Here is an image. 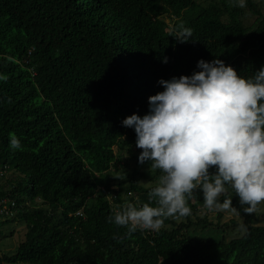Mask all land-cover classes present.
I'll return each mask as SVG.
<instances>
[{"label": "trees", "instance_id": "obj_1", "mask_svg": "<svg viewBox=\"0 0 264 264\" xmlns=\"http://www.w3.org/2000/svg\"><path fill=\"white\" fill-rule=\"evenodd\" d=\"M204 5L0 0V171L18 174L9 187L0 185V201L17 210L13 219L0 218V228L24 222L27 230L0 264H264V226L244 213L230 184L218 201L230 199L246 215V231L227 243L192 231L207 217L197 212L204 202L200 185L186 194L192 215L180 223L178 216L164 218L159 230L144 233L110 222L103 199L88 200L97 185L109 186L112 176L102 172L120 162L110 148L125 133L118 105L122 111L146 107V114L148 97L163 91L160 79L198 71L197 62L210 61L214 47L224 60H236L245 78L264 66V6ZM244 9L257 17L250 27L242 23ZM164 17L176 19L172 30ZM181 25L192 29L190 43L172 36ZM87 94L101 96L90 116ZM108 104L113 109L105 112ZM13 134L19 149L10 147ZM127 143L134 151L136 134ZM214 174L210 169V178Z\"/></svg>", "mask_w": 264, "mask_h": 264}, {"label": "clouds", "instance_id": "obj_2", "mask_svg": "<svg viewBox=\"0 0 264 264\" xmlns=\"http://www.w3.org/2000/svg\"><path fill=\"white\" fill-rule=\"evenodd\" d=\"M234 1L240 8L264 6V0H231ZM170 20H173V28L177 21ZM172 36L180 43H190L193 31L181 25ZM234 61L232 58L224 60L219 47H214L210 61L200 59L197 62L198 71L160 79L158 84L163 91L148 97L146 114V107L138 109L136 106L130 111H122L123 104L116 107L123 114V121L118 124L125 133L110 148L120 162L102 172H110L109 186L97 185L88 197L89 201L103 199L108 204L113 213L110 222L126 227L130 233L139 229L143 233L144 230H159L164 218L192 215L186 194H191L198 185L204 202L198 204L195 198L190 201L193 205L198 204L197 209L231 207L230 199L223 204L218 201V197L226 192V184L235 189L245 214V210L251 212L264 201V66L253 78H245ZM28 69L36 75L32 68ZM137 81L130 80L129 84ZM83 96L90 116L94 109L101 107V96ZM111 109L108 104L103 110ZM135 134L136 143L130 146L142 151L133 161L135 167L128 169V159L122 157L120 150L128 144L129 135ZM10 147H21L14 134L10 138ZM116 147L119 150L115 151ZM145 162H150L147 171L140 170ZM213 168L215 174L210 178ZM7 172L0 171V180ZM93 173L96 177L101 175L98 171ZM150 182L153 184L145 186ZM6 202L7 199L0 201V218L13 219L17 210ZM243 205L248 208L244 210ZM244 216L241 227H235L237 218H232L223 227L218 226L219 232L207 228L208 235L202 237L215 243H227L232 240H226L231 230L244 227Z\"/></svg>", "mask_w": 264, "mask_h": 264}, {"label": "rangeland", "instance_id": "obj_3", "mask_svg": "<svg viewBox=\"0 0 264 264\" xmlns=\"http://www.w3.org/2000/svg\"><path fill=\"white\" fill-rule=\"evenodd\" d=\"M211 0H197L198 4H207ZM245 13L242 16V23L246 27H250L256 20V16L251 14L248 10L244 9ZM164 20L169 24V30L172 28L173 20H170L166 17H164ZM119 149H115L117 151ZM141 149L134 150L132 152H129V149L127 146L120 150L122 153V157L125 159H128L127 166L128 169H132L135 167L134 164V156L136 158L139 157L141 153ZM133 160V161H131ZM150 162H145L142 164L139 169L140 170H146L147 171V165H149ZM18 174L14 170H9L4 177V179L0 180V185L4 187H9L11 183L9 180L11 178H17ZM153 184V182L146 183L145 186H150ZM38 202H41L40 200ZM244 210L248 208V205H243ZM197 212L200 216H204L206 214L207 218L204 219L205 223L203 221L195 223L193 225V230L198 232L201 236H206L207 234V228H211L216 232L220 231V228L218 226H224V224L228 223L232 218H237V225L235 227H241V223L243 222V217H245L243 214L236 212V210L230 206L223 207L221 205L220 207H213L211 209H205V207H199L197 209ZM247 216H250L252 220L256 224L263 225L264 226V201L259 202L255 210L248 212L246 211ZM177 220V223L182 222L185 218L184 217H177L175 218ZM232 227V228H235ZM230 230V229H228ZM26 224L24 222H12L8 225H4L2 228H0V258L3 254H9L13 253L18 245L23 242L25 239L26 234ZM245 232V228H239L236 230H231L226 240H231L235 237L241 236Z\"/></svg>", "mask_w": 264, "mask_h": 264}]
</instances>
